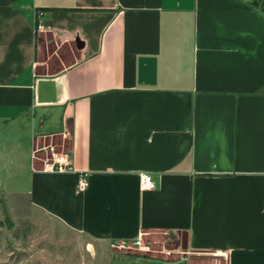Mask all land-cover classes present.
I'll use <instances>...</instances> for the list:
<instances>
[{"label":"crops","instance_id":"crops-1","mask_svg":"<svg viewBox=\"0 0 264 264\" xmlns=\"http://www.w3.org/2000/svg\"><path fill=\"white\" fill-rule=\"evenodd\" d=\"M48 47L54 69L36 72ZM52 151L73 170L40 171L32 155ZM0 201L111 260L161 233L173 243L131 262L264 264L263 13L247 0H0Z\"/></svg>","mask_w":264,"mask_h":264},{"label":"rangeland","instance_id":"rangeland-1","mask_svg":"<svg viewBox=\"0 0 264 264\" xmlns=\"http://www.w3.org/2000/svg\"><path fill=\"white\" fill-rule=\"evenodd\" d=\"M49 53L50 47L38 52V62L45 63L36 65V72L54 69L57 58L48 57ZM59 55H66L67 61L73 57L67 48L60 50ZM57 142L53 138L52 143ZM8 208L0 201V264H136L131 262L132 256L156 254L163 245L173 243L161 233L148 234L139 239L140 244L132 241L115 246L113 254H121L125 259L111 260L110 255L101 254L103 248L86 247V236L71 233L22 208Z\"/></svg>","mask_w":264,"mask_h":264},{"label":"built area","instance_id":"built-area-1","mask_svg":"<svg viewBox=\"0 0 264 264\" xmlns=\"http://www.w3.org/2000/svg\"><path fill=\"white\" fill-rule=\"evenodd\" d=\"M33 158L39 161V170L43 172H66L72 171L71 157L68 151H52L48 156ZM89 172L87 170L77 171L75 190L77 192L84 191L88 186ZM140 186L142 189H152L154 187L151 175L142 173L140 177ZM135 244H140L139 239L134 241Z\"/></svg>","mask_w":264,"mask_h":264},{"label":"water","instance_id":"water-1","mask_svg":"<svg viewBox=\"0 0 264 264\" xmlns=\"http://www.w3.org/2000/svg\"><path fill=\"white\" fill-rule=\"evenodd\" d=\"M250 3H251V5L256 6V7L259 4L257 0H251ZM75 43H76L77 47H80V43H79L78 39H75ZM179 236H181V248L186 249L185 237H183V233L180 232Z\"/></svg>","mask_w":264,"mask_h":264},{"label":"trees","instance_id":"trees-1","mask_svg":"<svg viewBox=\"0 0 264 264\" xmlns=\"http://www.w3.org/2000/svg\"><path fill=\"white\" fill-rule=\"evenodd\" d=\"M247 1H251V0H247ZM258 1V6H257V8L263 13V15H264V0H257Z\"/></svg>","mask_w":264,"mask_h":264}]
</instances>
